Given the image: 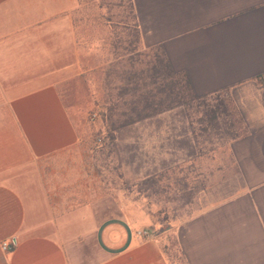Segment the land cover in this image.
I'll return each mask as SVG.
<instances>
[{
    "label": "crops",
    "instance_id": "0c3cea01",
    "mask_svg": "<svg viewBox=\"0 0 264 264\" xmlns=\"http://www.w3.org/2000/svg\"><path fill=\"white\" fill-rule=\"evenodd\" d=\"M81 1L0 0V264H172L169 232L143 236L149 220L104 217L100 205L63 209L38 172L79 141L59 85L101 42L80 32ZM127 4L145 48H160L197 96H229L242 117L227 163L206 173L170 231L178 264H264V0Z\"/></svg>",
    "mask_w": 264,
    "mask_h": 264
},
{
    "label": "rangeland",
    "instance_id": "374dc122",
    "mask_svg": "<svg viewBox=\"0 0 264 264\" xmlns=\"http://www.w3.org/2000/svg\"><path fill=\"white\" fill-rule=\"evenodd\" d=\"M81 2L80 32L101 42L91 43L82 75L59 85L79 141L65 156L40 162L38 172L63 209L100 205L104 217L128 215L138 224L149 220L151 235L169 232L166 253L178 264L170 231L208 187L206 173L227 163L242 117L224 93L171 99L163 110L159 91L173 81L164 72L150 77L146 62L157 50L124 42L134 25L127 0ZM116 34L124 38L114 50ZM134 110L146 117L130 121L125 115Z\"/></svg>",
    "mask_w": 264,
    "mask_h": 264
},
{
    "label": "trees",
    "instance_id": "16d2710c",
    "mask_svg": "<svg viewBox=\"0 0 264 264\" xmlns=\"http://www.w3.org/2000/svg\"><path fill=\"white\" fill-rule=\"evenodd\" d=\"M122 23V21L120 23H118L119 25ZM132 33L128 34L125 38L120 36V35H114V43H113V48L115 50V47L117 48V45L120 44L121 42H123V38L127 39L124 40V42L129 43V47H131V49L133 50H137L139 49L140 46H143L141 43V39H140V34H139V30L137 25L134 22V25L131 29ZM130 38V39H129ZM144 47V46H143ZM154 50H157V53L154 54L153 58L150 59L148 62H146V67L149 71H151V73H153L152 75L150 74V77H154L157 75V78H153L154 81H156L157 79L161 78V76L163 75V72L165 73V75H167L168 80L173 81L168 83L169 85L166 87V89H163L162 91H159V94H165L166 98L164 101V107H162L163 110H168L171 109L170 106H172V104L169 103V101H175L178 102L179 98H190L191 100H195L198 99L200 96H197L192 88L191 82L188 78V76L185 73L182 72H176L172 66L170 65L169 61L167 60L164 52L156 47L153 48ZM128 50H126L127 52ZM262 78V77H261ZM257 85H260L261 83H264V81H260L259 82V78H257L255 80ZM129 83V82H128ZM174 98V99H173ZM147 101L150 103H147ZM145 101L146 104H144L143 107L148 106V104L150 106L152 105V102H150L149 100ZM176 104V103H174ZM159 105H162V101L159 103ZM134 114H138L136 113V110L133 111V115H125L127 118H129L130 121L134 122L140 118H144L146 117V115H134ZM137 117V119L135 120V117Z\"/></svg>",
    "mask_w": 264,
    "mask_h": 264
},
{
    "label": "built area",
    "instance_id": "2783aa9c",
    "mask_svg": "<svg viewBox=\"0 0 264 264\" xmlns=\"http://www.w3.org/2000/svg\"><path fill=\"white\" fill-rule=\"evenodd\" d=\"M138 234H141L143 236H150L151 235V233L149 231L139 232ZM1 247H2V250L4 252H10L11 251V247H10V244L8 242H3L1 244Z\"/></svg>",
    "mask_w": 264,
    "mask_h": 264
}]
</instances>
